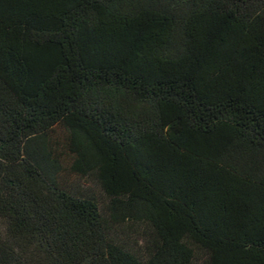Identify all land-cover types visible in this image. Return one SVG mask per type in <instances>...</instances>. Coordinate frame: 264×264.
Segmentation results:
<instances>
[{
	"label": "trees",
	"instance_id": "16d2710c",
	"mask_svg": "<svg viewBox=\"0 0 264 264\" xmlns=\"http://www.w3.org/2000/svg\"><path fill=\"white\" fill-rule=\"evenodd\" d=\"M0 264H264V0H0Z\"/></svg>",
	"mask_w": 264,
	"mask_h": 264
}]
</instances>
